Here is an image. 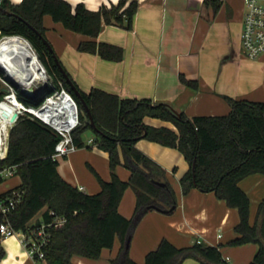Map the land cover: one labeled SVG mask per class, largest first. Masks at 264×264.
<instances>
[{
  "label": "trees",
  "instance_id": "1",
  "mask_svg": "<svg viewBox=\"0 0 264 264\" xmlns=\"http://www.w3.org/2000/svg\"><path fill=\"white\" fill-rule=\"evenodd\" d=\"M204 2L215 11L222 4V0ZM126 3L127 0H119L117 4H102L98 9H91L83 0L76 5L69 0H21L17 3L0 0L3 7L0 9V38L6 34H21L31 41L49 71L78 99L81 124L73 131L76 145L83 146L84 131L92 129L96 145L109 153L112 171L110 180L98 175L102 185L98 192L90 193L74 185L61 175L59 160L52 156L60 134L29 113H22L9 133L7 156L0 157V170L16 165V173L21 175L22 182L14 188L24 190V197L13 209L9 220L17 229L26 228L44 207V220L51 219V210L67 217L64 225L50 228L51 239L46 247L50 264H76L75 256L99 259L102 250L112 247L117 238L120 250L110 258L109 264H182L189 257L201 264H231L224 258L220 245L196 240L191 245L177 246L166 237L147 253L143 263L131 256V240L144 214L154 206L171 212L178 202L166 168L137 146V141L145 137L184 152L190 164L180 178L184 193L191 187L214 191L228 205L238 209L237 235L228 243H258V251L250 264H264V198L260 201L256 221L251 223V200L240 185L245 176L264 173V100L228 96L232 105L228 113L189 116L184 111H174L165 101L121 96L100 87L85 91L65 68L85 103L61 71L55 50L43 39L47 37L44 17L51 14L65 28L89 37L80 40L79 50L97 53L109 60H121L125 54L121 44L97 37L105 24L133 28L139 2ZM180 79L199 88L197 79L188 78L184 73H180ZM4 93L5 87L0 80V99ZM18 95L30 103L22 93ZM146 116L171 121L176 128L148 124L144 120ZM91 117L96 127L91 125ZM119 164L131 170L127 181L116 172ZM0 179L4 180L1 175ZM129 186L135 190L137 201L132 216H125L119 210V204ZM14 188L4 191L1 196L11 193ZM4 219L0 212V222ZM3 246L0 237V258L5 255Z\"/></svg>",
  "mask_w": 264,
  "mask_h": 264
},
{
  "label": "crops",
  "instance_id": "2",
  "mask_svg": "<svg viewBox=\"0 0 264 264\" xmlns=\"http://www.w3.org/2000/svg\"><path fill=\"white\" fill-rule=\"evenodd\" d=\"M10 1L17 3L21 0ZM69 1L76 5L82 0ZM83 1L91 9H98L102 4L119 3V0ZM137 1L139 8L133 28L105 24L97 37L121 44L125 49L121 60H109L97 53L79 50L80 40L89 37L65 28L61 21L45 14L46 35L65 68L83 90L100 87L121 96L165 101L189 116L228 113L232 108L228 96L264 100V53L252 59L242 52L244 0H222L217 11L204 0ZM180 73L197 79L199 88L183 83ZM144 120L148 124L176 128L171 121L158 117L146 116ZM90 139H95V135L84 140L83 146L58 159L59 171L74 185L95 193L102 188L99 176L110 180L112 171L108 151ZM137 146L166 168L178 202L171 212L153 208L144 214L131 240V256L143 263L147 253L156 248L163 237L177 246L191 245L200 239L220 245L224 258L231 264H249L259 244L228 243L237 235L238 209L228 205L214 191L191 187L184 193L180 178L190 164L185 170L176 171V163L182 160V152L177 147L145 137L137 141ZM116 172L126 181L131 175V170L124 164H119ZM21 182L22 179L17 185ZM240 185L250 197V220L254 223L260 201L264 198V173H251L240 180ZM15 186L3 187L0 195ZM129 187L119 204V210L125 216H132L137 201L135 190ZM41 220L43 217L35 222ZM1 241L5 255L0 264H35L17 235L4 237ZM120 245L117 238L103 264H109ZM102 254L99 259L75 256L74 263L102 264ZM182 264L201 263L189 257Z\"/></svg>",
  "mask_w": 264,
  "mask_h": 264
},
{
  "label": "built area",
  "instance_id": "3",
  "mask_svg": "<svg viewBox=\"0 0 264 264\" xmlns=\"http://www.w3.org/2000/svg\"><path fill=\"white\" fill-rule=\"evenodd\" d=\"M244 6V23L241 33L242 52L247 57L256 59L264 53V0H244ZM12 36H20L29 42L38 59V69L41 74L25 80L22 78L21 72L23 73V71L19 68L20 66L17 69L20 72H17L0 63V80L5 87L3 98L0 99V157L7 156L11 126L17 122L22 113L27 112L60 134L55 145L56 149L52 154L54 158L60 159L78 147L73 137L74 129L81 124L78 99L66 88L61 79H57L56 75L49 71L26 36L6 34L0 38V41ZM19 92L29 99L30 103L24 102L19 97ZM10 96L17 100L18 108L7 116L4 102H9ZM15 112H18V115L13 119ZM2 127L4 129L7 127V134L2 133ZM94 141L95 139H90V142ZM15 173L16 165L12 164L0 170V175L4 179ZM23 194V189L14 188L11 193L0 195V212L5 217L0 222V237L2 239L10 235H17L35 264H50L46 256V247L51 239L50 228L64 225L67 217L55 214L51 210V219L30 223L26 228H15L9 220V216L24 197ZM198 241L201 240L198 239Z\"/></svg>",
  "mask_w": 264,
  "mask_h": 264
},
{
  "label": "bare ground",
  "instance_id": "4",
  "mask_svg": "<svg viewBox=\"0 0 264 264\" xmlns=\"http://www.w3.org/2000/svg\"><path fill=\"white\" fill-rule=\"evenodd\" d=\"M0 63H3L10 70L20 72L18 69L21 68L23 79H29L33 76L40 75L41 72L38 69V59L32 48L24 38L20 36H12L5 40L0 41ZM18 102L14 97L10 96L9 102L5 103V109L7 116L15 109L18 108ZM2 133L7 134V127H2Z\"/></svg>",
  "mask_w": 264,
  "mask_h": 264
},
{
  "label": "rangeland",
  "instance_id": "5",
  "mask_svg": "<svg viewBox=\"0 0 264 264\" xmlns=\"http://www.w3.org/2000/svg\"><path fill=\"white\" fill-rule=\"evenodd\" d=\"M50 17H51V19H53L52 15ZM50 30H53V28L51 27ZM47 39L49 40V37H47ZM94 135H95V133L93 132L92 129H87V130L84 131L82 137H83V139L85 141H87L90 137H94ZM179 151H181V150H179ZM181 156H182V160L179 163H176L177 164L176 165L177 166L176 167V171H178V172H181L182 170H185V168L186 167L188 168V166H189V161L186 158V156L184 155V152H182ZM21 179H22V177H21V175L19 173H15L13 175H8L4 180L0 181V191L5 186H11V185L15 186V185H17ZM128 189H133V188L130 186ZM42 216H43V210L39 211L38 214H36L31 219V221L35 222V221H37V219L42 218ZM110 249H111V247H106V249H104V253L102 254L103 256H102V260H101L102 264L107 262L106 261V257L109 256L110 251H111Z\"/></svg>",
  "mask_w": 264,
  "mask_h": 264
},
{
  "label": "water",
  "instance_id": "6",
  "mask_svg": "<svg viewBox=\"0 0 264 264\" xmlns=\"http://www.w3.org/2000/svg\"><path fill=\"white\" fill-rule=\"evenodd\" d=\"M0 9H3V7L1 6V4H0ZM6 11H7V12H10V11H8V10H6ZM38 32H39V31H38ZM39 33H41V32H39ZM43 39H44V41L48 44V46H50L51 49H54L53 45H52L51 42L47 39V37H43ZM56 55H57V54H56ZM56 60H57V63H58V65H59L61 71L64 73L66 79H67V80L69 81V83L72 85V87L74 88V90H75V92L77 93V95H78V96H79V97L85 102L84 97H83V95L81 94L79 88L76 86V84H75V83L73 82V80L71 79L70 75H69L68 72L66 71L65 67H64L63 64L61 63V61H60V59H59L58 56H56ZM85 103H86V102H85ZM86 106H87V104H86ZM87 108H88V111H90L88 106H87ZM173 110L176 111V109H175L174 107H173ZM17 115H18V112H15L14 115H13V119H14L15 117H17ZM92 117H93V116H92ZM92 117H91V125H92L93 127H96L95 121L93 120ZM15 124H16V123H14V124L11 126V128H12ZM9 133H10V131H9ZM159 183H161V184H165V182H163V181H160ZM175 206H176V205H174V206L171 208V210H173V209L175 208ZM154 207H155L156 209H158V210L168 212V209H161V208H159V207H157V206H154Z\"/></svg>",
  "mask_w": 264,
  "mask_h": 264
},
{
  "label": "clouds",
  "instance_id": "7",
  "mask_svg": "<svg viewBox=\"0 0 264 264\" xmlns=\"http://www.w3.org/2000/svg\"><path fill=\"white\" fill-rule=\"evenodd\" d=\"M113 2H116V0H113Z\"/></svg>",
  "mask_w": 264,
  "mask_h": 264
}]
</instances>
